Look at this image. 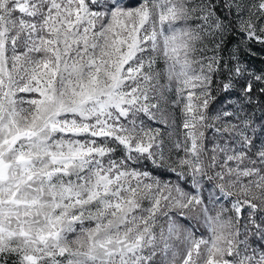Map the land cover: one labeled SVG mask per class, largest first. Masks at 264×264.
Listing matches in <instances>:
<instances>
[{
  "label": "snow or ice",
  "instance_id": "snow-or-ice-1",
  "mask_svg": "<svg viewBox=\"0 0 264 264\" xmlns=\"http://www.w3.org/2000/svg\"><path fill=\"white\" fill-rule=\"evenodd\" d=\"M258 53L264 0H0V264H264Z\"/></svg>",
  "mask_w": 264,
  "mask_h": 264
},
{
  "label": "rangeland",
  "instance_id": "rangeland-1",
  "mask_svg": "<svg viewBox=\"0 0 264 264\" xmlns=\"http://www.w3.org/2000/svg\"><path fill=\"white\" fill-rule=\"evenodd\" d=\"M197 47H202V45H198ZM208 47L211 48V45H208ZM232 47H233L232 44H228V45H227V48H228L229 50H231ZM212 54H213V53H212L211 51H207V52H205V55H207V56H211ZM197 55H199V54H197ZM220 55L223 56V57H225V58H227V56H228V52L222 50V51L220 52ZM179 124H180V114H179V111H176V112H175V125H176V128H175V136L173 137L174 139H175V138H179L180 133H181V131H182V130L179 128ZM162 131H167V129L162 128ZM173 156H175V153H173ZM254 247L259 248V245L255 244Z\"/></svg>",
  "mask_w": 264,
  "mask_h": 264
},
{
  "label": "trees",
  "instance_id": "trees-1",
  "mask_svg": "<svg viewBox=\"0 0 264 264\" xmlns=\"http://www.w3.org/2000/svg\"><path fill=\"white\" fill-rule=\"evenodd\" d=\"M228 39H229V36L226 35L225 41H227ZM250 60L254 67H264V62H262L264 61V53H258L255 58H250ZM218 79H222V77ZM257 114H259L258 111H257ZM254 245L255 244H253L252 246L254 247Z\"/></svg>",
  "mask_w": 264,
  "mask_h": 264
}]
</instances>
